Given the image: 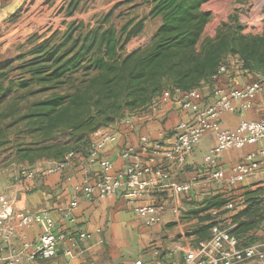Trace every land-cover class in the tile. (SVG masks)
<instances>
[{
    "label": "crops",
    "instance_id": "1",
    "mask_svg": "<svg viewBox=\"0 0 264 264\" xmlns=\"http://www.w3.org/2000/svg\"><path fill=\"white\" fill-rule=\"evenodd\" d=\"M26 2L27 0H0V23H10ZM237 74L234 73L230 78L236 79ZM226 75L221 77V84L224 86L231 82ZM246 76L254 79L250 74ZM248 83L250 82H239L236 86L239 88ZM200 91L203 104L213 101L212 88L204 85ZM263 117L264 108L257 100L249 113L224 115L221 124L224 128L234 130L242 119L259 120ZM180 121L189 122L190 114L172 104H165L161 109L154 110L151 116L147 114L138 116L132 128L120 129L116 133V142L100 152V157L111 161L114 171L118 172L127 164L120 154L125 143H128L135 148L142 164L163 167L179 183L193 182L191 190L178 197L170 191L160 190L150 191L138 201L141 205H162L164 208L160 222L150 227L141 224L131 204L121 195L110 196L99 202H87L75 192L74 187L81 182L83 176L93 181L98 171V164H89L85 158H74L60 173L35 176L31 180L21 182L11 178L6 185L2 183L1 174L0 192L8 193L12 197L14 210L36 212L45 209L54 221L55 232L76 240L71 259L62 254V250L69 247L66 240L60 243L56 257L35 264H132L138 259L144 264H171L181 261L184 251L195 246L198 240L210 236L211 227L207 228L210 222L229 230L236 228L238 221L234 220V216L246 207V198L249 195L257 193L258 197L264 199V185L256 180L234 186L224 182L209 183L207 179L209 167L204 163L203 157L216 143L211 132L203 135L194 146L191 156L181 166L163 161L151 146L147 149L141 148L139 141L141 136H146L150 142L159 141L163 145L173 143L174 128ZM262 145L263 143L259 142L241 150L224 152L217 157L216 164L226 170L230 169L242 162L248 152L257 151ZM216 196L225 202L239 197V206L231 211H226L224 206L204 210L206 203ZM73 199L78 200V205L71 210L70 217H67L63 211ZM214 211L217 213L214 214ZM206 215L212 220H203ZM12 222V226H15L16 222L14 220ZM42 230L43 226L38 224L25 229L23 233L27 240L34 242ZM80 233L87 234V238L78 240ZM246 235L254 241L252 244L264 242V220L259 226L251 228ZM20 246L21 240L17 232L8 241L0 238V258H4L10 248L17 249ZM239 246L243 247L240 243Z\"/></svg>",
    "mask_w": 264,
    "mask_h": 264
},
{
    "label": "trees",
    "instance_id": "2",
    "mask_svg": "<svg viewBox=\"0 0 264 264\" xmlns=\"http://www.w3.org/2000/svg\"><path fill=\"white\" fill-rule=\"evenodd\" d=\"M82 1L68 0L67 14L72 15ZM209 1L152 0L148 15L159 18V25L149 43L126 54L119 53L129 37L122 42L111 27L74 40H67L69 34L65 33L64 40L46 52L43 46L35 49L41 56L29 65H37L32 70L33 77L48 81L77 72L80 66L84 71V78L74 85L72 92L51 94L35 102L31 112L24 116L26 121L39 125L35 131L43 134L38 142L43 149L53 146L46 143L53 142L56 135H67L69 141L78 133V139L86 135L87 152L70 150L67 142L57 154L59 157L72 152L75 158H85L93 141L91 134L100 126L119 118L123 110L144 106L165 90L200 89L210 82L228 55L238 57L241 70L264 75V35L243 36L225 26L214 39L196 48L209 19L200 9ZM130 24L126 23L123 29L126 31ZM69 44L78 47L72 54L73 48L62 51ZM257 195L246 198V207L234 216L238 224L230 230L243 247L254 242L246 233L264 220V199ZM223 204L224 200L216 196L206 203L204 210L218 209ZM203 220L212 218L206 215ZM213 225L215 222H210L207 228Z\"/></svg>",
    "mask_w": 264,
    "mask_h": 264
},
{
    "label": "built area",
    "instance_id": "3",
    "mask_svg": "<svg viewBox=\"0 0 264 264\" xmlns=\"http://www.w3.org/2000/svg\"><path fill=\"white\" fill-rule=\"evenodd\" d=\"M240 67L241 63H237ZM227 73V65L220 64L211 76L208 86L212 88L213 101L203 104L200 89L186 92L179 90L163 91L153 103V110L161 109L165 104L190 114V121H180L175 126L174 141L170 145H163L159 141L150 142L146 136H141V148L152 150L163 161L181 166L192 154L194 146L201 140L206 132H211L216 140L215 145L204 155L203 161L209 167V183H226L234 186L242 182L257 181L264 185V117L259 120H240L234 130L224 128L221 119L227 114H243L250 111L256 101L264 108V76L242 87L229 88L221 84V77ZM133 122L126 121L125 128H132ZM119 132V131H118ZM117 132H99L95 134L85 160L97 163L96 177L91 181L83 176L81 182L74 187L76 193L87 202H99L114 195H121L131 204V208L142 225L150 227L158 224L164 210L162 205H141V200L150 191L166 190L175 197L189 192L193 182H177L163 167L147 166L141 163L135 148L125 143L120 157L127 161L126 166L115 172L113 163L101 158L100 152L108 145L116 142ZM262 142L257 151H250L242 162L230 169L219 167L217 157L230 150H241L246 146ZM70 152L63 161L56 163L52 168L40 171L26 170L15 176L14 180L21 182L31 180L35 176H48L62 172L65 166L75 158ZM2 172L0 171V176ZM240 198L235 197L226 202L224 209L232 210L239 204ZM78 200L73 199L63 213L70 217L71 210L77 207ZM217 213L214 211V214ZM15 226H12V221ZM38 224L43 230L32 242L24 235L25 229ZM17 232L21 240L20 248H10L0 264H35L38 261L54 258L58 254L60 243L68 240L69 247L62 250L68 258L73 257L76 240L67 238L63 233L55 232V225L47 210L27 212L22 209H13V200L8 193L0 192V238L8 241ZM87 238V234L80 233L78 240ZM264 264V242L255 243L246 247L239 246L238 240L230 233L229 228H221L215 224L210 228V236L198 240L196 245L184 251L181 261L171 264ZM70 264V263H68ZM132 264H144L141 259Z\"/></svg>",
    "mask_w": 264,
    "mask_h": 264
},
{
    "label": "rangeland",
    "instance_id": "4",
    "mask_svg": "<svg viewBox=\"0 0 264 264\" xmlns=\"http://www.w3.org/2000/svg\"><path fill=\"white\" fill-rule=\"evenodd\" d=\"M151 1L83 0L72 15H68V0H27L10 23H0V171L4 185L11 178L20 176L21 170H46L63 161L69 152L58 157L57 150L61 149L59 147L64 148L68 144L70 150L87 152L88 149V143L84 142L86 135L78 139V133L69 141L67 135H56L53 142L46 143H53V146L48 150L43 149L38 143L42 139L40 135L43 134L38 135V131H35L39 125L23 119L31 112L35 102L53 93L72 92L74 85L84 78L81 66L77 72L59 78L53 77L48 81L33 77L32 70L37 65H29L41 56L35 53V49L43 46V52H46L62 42L65 33L69 34L67 40H74L87 36L91 31L111 27L117 37L122 38V42L129 37L119 54L129 53L149 43L159 25V18H150L148 15ZM200 10L209 19L202 29L197 49L205 41L214 39L226 27H233L243 36L264 35V0H211L203 4ZM128 22L131 24L125 31L123 26ZM70 48H73L70 54L78 49L69 44L62 51ZM237 63L241 61L232 55L226 56L221 63L227 65L226 77L231 82L226 86L229 88H236L239 82H253L264 76L243 71ZM82 64L86 62L83 61ZM234 73H238V79L230 78ZM246 74L254 79L248 78ZM22 83L26 85H21ZM209 84L211 82L204 85ZM157 97L151 98L144 106L123 110L119 118L96 129L91 134V141L96 133L118 132L125 126L126 121L134 123L142 114L151 116ZM225 204L224 201L222 206Z\"/></svg>",
    "mask_w": 264,
    "mask_h": 264
}]
</instances>
